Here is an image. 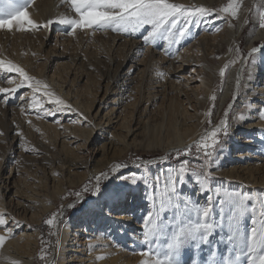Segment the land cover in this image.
Masks as SVG:
<instances>
[{
    "label": "rangeland",
    "instance_id": "1",
    "mask_svg": "<svg viewBox=\"0 0 264 264\" xmlns=\"http://www.w3.org/2000/svg\"><path fill=\"white\" fill-rule=\"evenodd\" d=\"M23 2L24 0H16L18 5ZM171 2L189 8L203 6L212 9L217 15L207 18L220 19L202 25L204 18H193L185 37L172 44H168L163 37H158L153 43H144L142 37L150 31V26H146L136 35L117 33L112 29H77L73 36L68 34L70 26L60 24L34 31L0 29V60L6 58L23 67L31 77L41 81L42 85L47 84L49 91L53 93L52 97H47L42 87L33 93L25 86L8 99L7 105L0 101V202L4 199L3 207L15 211L20 201L22 212L17 215L30 226V233L37 234L35 264H59L62 261L60 250L64 238L80 225L82 227L85 224L86 228L85 215L97 205L101 210L93 215V222L103 223L108 219L103 214L104 209L115 211L120 202L127 204L126 212L138 225L128 222L126 225L133 228V234L136 236L137 232H141L143 238V227L140 226L143 223L142 217L151 213V200L160 204L168 197L173 206L161 214L160 231L153 242L138 245L139 252H148L152 248L151 251L155 254L157 251L153 248H158L157 240L164 239L167 245L181 228L205 223L196 208L210 204L211 214L216 217L215 220L207 221L214 226L207 242L201 239L203 233L195 238L186 237L182 249L171 252L166 246V252L160 255L161 257L171 255L173 264H259L260 257L264 256V245L259 243L264 238V185L248 187L254 186L251 183L254 180L264 183V171L257 174L256 178L249 179V182L242 178L231 180L228 176H218L215 172L219 168L229 169L232 165H225L228 161H223L227 157H221L227 146L231 155L241 150L232 148L231 141L236 134L233 131L234 125L240 122L239 119L235 120L236 113L244 114L245 120L249 118L250 108L245 102L248 98L239 108L232 111V105L237 98L232 93L223 109L219 110L218 106L220 96L224 92L226 71L230 65H237L243 59L244 62L247 61L241 64L247 68L250 62L258 60L254 55H247L251 51L247 38L250 31L258 27L263 36L256 40L254 45H264V28L259 27L261 13L264 12V0H240L238 17L219 12L229 0ZM28 11L30 17L40 25L62 17L78 18L69 0H33ZM242 17L244 28L234 42L231 37ZM173 31L178 36V32ZM230 40H233V47L230 56L225 58ZM201 43L202 45H199ZM203 46L209 51L208 57L211 58V65L215 70V75L211 74L209 77V103L205 108L208 120L206 134L225 117L226 112L230 125L229 134L221 137V143L217 146L211 164L207 166L203 152L197 147L206 134L178 150L167 151L163 147L167 134L159 125L153 127L152 131L145 130L146 122L151 120V113L155 108L162 109L164 103L184 98L186 95L193 98L191 91L180 95V90H172L168 79L166 84L169 89L167 88L166 94L160 92L157 100L153 98L156 88L151 83V52H158L167 60L180 55L194 59L193 56L199 52L197 49ZM226 65L228 67H225ZM221 71L224 72L223 76L220 75ZM156 72V77H171L170 80L174 81L178 88L180 82H185L182 79L184 77L174 75V71L169 68H155ZM121 75L129 78V81L118 88L116 83ZM185 75L187 77L188 73ZM8 78V74L0 71V87L16 86L9 84ZM12 78L17 82L22 79L16 74ZM111 89L116 92L111 95L106 107L109 109L126 105L121 124L102 127L97 123L99 120L89 122L91 117L88 107L102 103L105 92ZM199 94L203 96L206 92L202 90ZM55 98L64 100L65 104L54 105L52 99ZM3 99L4 96L0 95V100ZM37 101L43 105L42 109L32 107ZM248 102L251 103V100ZM66 105H71L76 112L67 111ZM160 109L158 115L153 117V123L162 121ZM48 110L55 112V115L45 116L44 113ZM189 110L192 111L191 108ZM77 113L82 114L83 118ZM62 123L75 130L74 134L78 133L76 142H63V135L68 132L65 130L61 133L64 129L58 128L57 125ZM262 131L264 129H260L259 133ZM262 136L264 137V134ZM262 154L264 155V151ZM185 161L190 175L185 177L183 185H177L178 189L171 192L170 176L175 175V171ZM117 164H126L128 167L112 175V169ZM101 172L111 177L102 182L100 195L84 196L82 202L66 212L63 221L58 220L53 225L46 223L61 207L66 209L67 205L75 202L74 193L94 183L95 177ZM132 173L138 175L135 183L131 182ZM203 178L207 179L205 191L201 190L198 183V180ZM217 188L220 189L219 194L216 192ZM226 192L229 195L223 199ZM2 194H5V197ZM208 197H211L210 201ZM138 205L144 206L139 218L134 211V207ZM241 207L246 213L242 214ZM2 212L5 213V210L2 209ZM11 225L9 223V226L13 227ZM0 231L6 230L0 227ZM13 234L16 237L21 236V229H14ZM135 239L137 238L134 236L122 238L110 234V243L99 245L98 249L104 257H110L114 253L118 255L126 250L127 254L121 259L129 258L128 264H138L139 254L136 257L128 255V249L132 247L127 244Z\"/></svg>",
    "mask_w": 264,
    "mask_h": 264
},
{
    "label": "bare ground",
    "instance_id": "2",
    "mask_svg": "<svg viewBox=\"0 0 264 264\" xmlns=\"http://www.w3.org/2000/svg\"><path fill=\"white\" fill-rule=\"evenodd\" d=\"M242 18V21L237 25L232 34L231 38L234 40V42L235 39L241 35L244 28V17ZM216 19L217 18L214 17L204 18V23L202 25L217 22L220 18H218L217 20ZM262 36L263 32L258 27L253 28L250 31L247 38V45L249 46L250 50L251 48L255 47V41ZM233 40L229 41V48L226 55H224L225 58H228L230 56L229 54L233 47ZM199 45H202V43ZM197 50L199 52H197L195 56H193L194 59H191L190 56L186 58L184 57V55H180L175 59L167 60L161 57L158 52H151V68H153L152 75L154 76H152L153 79L151 80V83L156 88L154 90L153 98L157 100L159 97L158 94L160 92H165L166 94L167 88L169 89L166 84L167 79L169 80L168 84L172 88V90H180V95H185L187 91H191L193 95V98L186 95V97L181 99L176 98L170 100L168 103H164L162 109H160V107L155 108L151 113V120H148L146 122V129L144 128L146 131L148 129L152 131L153 127L156 128L159 125L161 129L166 132L167 140L165 141L163 147H165L167 151L178 150L183 146L195 142L199 137L207 133L208 120L205 108L209 103V77L211 76V74L215 75V70L211 65V58L208 57L209 51L205 48V46ZM253 55L257 57L258 60L250 62L247 68H244V64H241L244 62V60L242 59L237 65L232 64L227 69L228 72L226 71L227 74L225 75L224 81V92L222 96H220L221 98L219 100L218 106L219 110L223 109L227 99L229 98V95H231L232 93H234V95L237 97L232 105V111L236 108H239L241 106V103L248 98V100L245 102L250 108L249 118H246L247 120H245V118L243 120L239 119L240 122L234 125L233 131L236 134L235 138L231 141L232 148H239L241 150H238L234 155H231L229 153L230 149L227 146L226 152H224V155L221 157H227L223 161H228L225 163V165H232L229 169L219 168L218 171H215L218 176H228V178H230L231 180L232 178H235L237 180H240L238 178H242L246 182H249V179L253 177L256 178L255 176L257 174H260L264 171V155L262 154V152L264 151V138H262L264 131L259 133L260 129H264V119H261L258 116V113L264 106V49H261L258 53ZM4 60L8 62V59L5 58ZM160 67L163 70L169 68V70L174 71V75L184 77L182 79H184L185 82H180V87L178 88L176 87V85H174L175 82L170 80L171 77H164L163 79L162 77H156L154 75L157 74V72L155 73V68ZM185 73H188L187 77ZM246 74L248 75L245 78ZM128 81L129 78L121 75L116 84L118 88H121L122 85H126V82ZM184 86H186V88ZM202 90H204L206 94L200 96L201 94H199V92H202ZM115 92L116 90L113 89H111L110 91H106L105 98L103 97L102 103H98L97 105H91L88 107L89 115L91 117V119H88L89 122L99 120L97 123L102 127L103 125L106 127L112 126V124L116 123L121 124V116L124 110H126V105H122L121 107L113 106L109 109L106 107V104L109 103L111 95H114ZM250 100L251 103L248 102ZM190 108L192 109V111L189 110ZM159 109L161 111L160 114L162 115V121L160 123H153V120L155 118L154 116L158 115ZM240 116L245 117L244 114L236 113L235 120ZM57 127L64 129L61 131V133H63L65 130L68 132V134L65 132L66 134L63 135L65 137L63 142L66 141L67 144H70L77 141L78 133L77 135L74 134L75 130H72L68 124L62 123L57 125ZM218 162L222 164L221 160H219ZM8 181L9 178L7 179V184ZM258 181L254 180L251 182L254 186H247L250 188H253L255 186L262 187L264 183ZM135 192L137 193L138 191ZM2 195L3 197H5V194ZM226 198L227 196L224 195L223 199ZM3 200L4 199H2V201L0 202V214L5 215L9 223L12 224L11 226H13V230L19 228L21 229L22 234L18 237L13 234L9 239L6 240L4 246L0 247V264H35V249L38 246L37 234H35L34 232L30 233V226L24 220L20 219V216L17 215L18 213L22 212V205L20 201H18L16 205L15 212L10 209L6 210L2 205ZM230 203H232L233 205L235 204L233 202ZM4 205L6 206V204ZM126 205L123 204V202H120L119 207L116 206L117 208L115 211H112L111 209H104L103 214L107 216L108 219L103 223L98 221L93 222V215L97 214V212L101 210L100 207L97 205L94 209H91L88 212V215H85L87 227L85 228V224L82 225V227L80 225L76 230H74L72 234L70 232L64 238L60 250L62 254V261L61 258H59V261H61L59 264H128L130 262L129 258L127 260L121 259V257L127 254L126 250L122 251L121 254L118 255L114 253L110 257H104L103 255L101 256L98 249L99 245H108L110 243V234H115L122 238H132V236H134V238L140 239L139 241L135 239L132 241V243L127 244L129 247H132L128 249V255L136 257L139 254L140 258L138 264H141L142 260L149 259V256L144 255L145 252H139L140 249L137 248L138 245L143 243V238L140 235L141 232H137L138 234L136 236L133 234V228H130L126 225V222L132 223V225H138L136 221L126 212ZM158 206L159 203L156 200H151V212L158 211V209L156 208ZM143 208V205L134 207L137 218L142 216ZM2 209L5 210V213L2 212ZM241 212L242 214L246 213L244 208ZM148 216L149 214L142 217L143 223L140 228L143 227ZM215 217L216 216L211 214L209 220H215ZM202 220H204V218H202ZM14 221L17 223H13ZM80 233H82V235ZM0 234L6 235V231H0ZM157 241L158 248L154 247L153 249L157 251L156 253L162 255L166 252V242L164 241V239H159ZM132 249H135V251H131V254L130 250Z\"/></svg>",
    "mask_w": 264,
    "mask_h": 264
},
{
    "label": "snow or ice",
    "instance_id": "3",
    "mask_svg": "<svg viewBox=\"0 0 264 264\" xmlns=\"http://www.w3.org/2000/svg\"><path fill=\"white\" fill-rule=\"evenodd\" d=\"M74 12L78 18L62 17L55 20H48L44 25L37 24L31 17L28 11L29 6L33 3V0H24L22 4H17L16 0H0V29L12 31L14 28H18L20 31H34L40 28H47L55 24L70 26L69 35L75 36L77 29H97L107 31L112 29L117 33H124L127 35H136L146 26H150V31L142 37L144 43H153L158 37L168 43L179 42L184 38L189 24L193 21V18H207L210 15H217L212 9L199 6V7H185L184 5L173 3L171 0H69ZM240 9V0H229V2L219 9L220 13L229 15L231 17H238ZM183 21V26H181ZM259 27L264 28V12L261 13V19ZM176 30L178 36L176 35ZM261 49H264V45H258L251 48V51L247 53L248 56L258 53ZM239 57V53H238ZM225 67H228L226 65ZM0 71L8 74V83L15 84L14 88L0 87V95L4 96L2 101L5 105L8 103V99L14 97L15 94L21 89L27 86L33 93L37 88L42 87L44 95L52 97L53 93L49 91L47 84H41V81L35 80L31 77L23 67L11 61L0 60ZM16 74L22 79L17 82L12 76ZM221 76L224 72L221 71ZM215 99V97H213ZM54 105H64L65 102L62 99H52ZM34 109H42L43 105L37 101L32 105ZM66 108L70 112H76L71 105H66ZM62 111L63 109H57ZM81 115L80 113H77ZM45 116H53L55 112L48 110L44 113ZM209 117L211 113H208ZM259 118L264 119V109L258 113ZM83 118V116H82ZM245 117L240 116L238 119L243 120ZM230 132V125L227 119V112L225 117L221 119L210 131L206 134L200 145L197 147L204 154L205 166L211 164V160L215 154L217 146L221 143V137H226ZM264 138V137H262ZM187 161L181 164L175 171V175L170 176V183L172 185L171 192H175L178 187L185 183L186 176H189L188 169L185 167ZM128 167L126 164H117L112 169V175L117 173L118 170ZM135 173L131 174V182H136ZM111 175L101 172L99 176L95 177V182L90 183V186H85L81 190L74 193L75 202L67 205V208L61 207L59 211L53 214V217L48 219L46 223L53 225L56 221H63L66 218V212L75 207L78 203L82 202V199L86 195L98 196L101 194L102 182L109 179ZM199 185L201 190L205 191L207 188V179H199ZM216 192L219 194L220 189L217 188ZM225 196L229 194L224 193ZM151 199V195L149 197ZM209 201L211 197H208ZM250 199V197H245ZM173 206V202L168 197L162 200L159 204L158 211L149 213L143 225V242L149 243L152 241L158 232L160 231V217L161 214ZM241 211L243 208L241 207ZM196 212L206 221L203 224H197L195 227L181 228L179 232L174 235L168 242L167 247L171 252H175L184 247L185 238H195L200 233L204 235L201 239L207 242L209 234L213 233V224L207 222L212 213V207L209 204L203 208H196ZM17 223V222H13ZM0 227H4L6 235L0 234V247H3L6 240L13 235V227L9 226V221L5 215L0 214ZM255 235V230H253ZM255 241H253V244ZM259 243L264 245V238ZM144 255L149 256L147 260H142L141 264H173L172 256L161 257L158 253H152L151 249L145 252ZM155 257L154 259L152 257ZM259 264H264V256L259 259Z\"/></svg>",
    "mask_w": 264,
    "mask_h": 264
}]
</instances>
